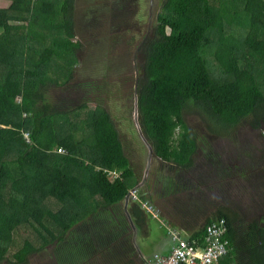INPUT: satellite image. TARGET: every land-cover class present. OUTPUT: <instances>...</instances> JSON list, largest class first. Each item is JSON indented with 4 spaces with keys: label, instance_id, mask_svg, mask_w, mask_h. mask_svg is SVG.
I'll list each match as a JSON object with an SVG mask.
<instances>
[{
    "label": "trees",
    "instance_id": "obj_1",
    "mask_svg": "<svg viewBox=\"0 0 264 264\" xmlns=\"http://www.w3.org/2000/svg\"><path fill=\"white\" fill-rule=\"evenodd\" d=\"M76 2L12 0L0 9V264H28L48 249L54 264H142L124 215L112 231L100 211L84 229H74L83 212L100 206L99 198L101 207L121 200L139 176L104 106L109 92L93 100L73 84L83 50ZM153 19L134 47L123 101L134 98L136 87L138 122L155 157L170 164L168 172L187 176L196 170V155L221 157L227 148H219L220 140L236 139L243 126L264 135V0H162ZM67 88L71 93L57 99L55 92ZM192 110L202 118L201 134L186 123ZM131 136L145 149L136 131ZM60 147L64 154L55 152ZM248 149L236 155L244 160ZM217 161L214 174L222 177ZM111 169L118 172L114 182ZM204 175L196 174V181ZM173 180L156 199L181 217L198 212L200 203L192 211L181 198L191 184L174 188ZM164 181L160 175L155 183ZM236 182L212 189L205 228L224 220L228 229L229 252L218 264H264V182L239 190ZM134 206V215L143 217ZM75 215L82 217L74 222Z\"/></svg>",
    "mask_w": 264,
    "mask_h": 264
},
{
    "label": "rangeland",
    "instance_id": "obj_2",
    "mask_svg": "<svg viewBox=\"0 0 264 264\" xmlns=\"http://www.w3.org/2000/svg\"><path fill=\"white\" fill-rule=\"evenodd\" d=\"M114 2L115 0H78L76 17L78 37L76 40L83 44V50L80 54V63L75 68L73 84L76 87H79L77 84H81L79 94L92 95V99L96 98L98 101L105 96L106 91L109 92L104 106L115 125L122 131V135L126 139L125 143L129 148L126 150L129 161L141 175L142 157L145 149H141V145L137 144L131 136L136 131L132 121L133 99L126 102L125 105L123 98L126 94L124 92L129 88V84L124 85L122 82L123 79L133 74V72H129V66L133 65L134 47L147 29L149 20L151 28L153 18L160 10L162 0H125L119 1L117 6L114 5ZM138 11L143 13L140 14ZM115 14L121 16L113 17ZM55 93L59 99L62 93L63 96L70 94L71 88L58 90ZM93 106L94 104H90L91 108ZM124 106H130V111L129 107L124 108ZM185 118L192 131L198 132V134L203 132L202 118L196 116L193 110L186 113ZM218 145L219 148H227V152L221 153V157L209 158L207 163L203 158L198 157L196 160L197 174L204 173L205 179L199 183L192 178L194 184L192 191L181 195L183 201L187 199L188 207L192 211H194L193 206L198 203L207 206L208 209L213 208L210 191L218 188L226 190L225 188L234 186V177L237 178L236 187L238 190L240 187L244 188L245 185L255 186L257 183L264 182V155L261 154V147L264 148V135L260 134L259 130L243 126L238 131L236 139H221ZM245 147H249L250 152L244 153L246 168L243 170L241 169L242 158L236 154ZM217 159H222L220 167L224 173L222 177H216L217 174H214L219 168ZM235 164L238 165V168L234 167ZM227 171H230L232 175L228 176ZM148 182H150L151 190L148 194L160 210L155 194L162 189L159 185L152 183V175L149 176ZM220 204L224 203L220 202ZM263 214L264 212L260 215ZM49 256H52L49 249L34 254L28 264H54ZM134 264L141 263L136 261Z\"/></svg>",
    "mask_w": 264,
    "mask_h": 264
},
{
    "label": "crops",
    "instance_id": "obj_3",
    "mask_svg": "<svg viewBox=\"0 0 264 264\" xmlns=\"http://www.w3.org/2000/svg\"><path fill=\"white\" fill-rule=\"evenodd\" d=\"M11 5H12V0H0V9H8ZM78 6H79V3L77 0L76 11H75V24L76 25H77L76 17H77ZM145 154L146 153H144L142 157L143 158V169L145 167V162H144ZM198 157L199 156L197 155L195 156L196 160ZM130 165L132 166L131 162H130ZM169 168H170L169 163H166L154 157L151 162V166L148 172L146 182L143 185H141V188L136 190L137 199L133 200L129 197V193L131 189H133L135 186L132 188H129L127 190V193L121 198V200L114 201L112 202V204L106 205L104 207H101L102 201L99 198L97 200V203L100 206L95 211L90 213V215L88 216H86V212H83L82 215H84V218L80 219V221L75 226L73 225L74 229H79L80 227H82V225L84 226L85 224V226L82 228L84 229L88 225L89 222L94 220V218L97 215H99L100 218L103 219L102 221L104 222V224L108 225L107 229L111 231L114 230V224L118 221V217L119 216L123 217V215L127 218L128 224L131 227L130 222L128 220V216H129L135 228L137 226L135 240L144 257V258L142 257V259H145V258L149 259L150 256H152L155 253H158L161 255H167L172 246V237L170 235L171 232H176L180 238L187 239V240L190 238L194 239V237L198 234L202 235L205 229V220L207 216L213 211V208L208 209L207 206L203 205V206H200V209L198 212H195L194 214L189 215V216L181 217L178 215V212L176 213L168 203L160 202L157 199V203L160 206V210H159L158 206H156L152 200H151L152 202L150 203L148 201H144L141 199V195L147 198L148 196H150L148 194L149 192H151L150 182H148L150 175L153 176L152 183L154 185H156L155 180L159 178L160 175L166 176L167 183H165L164 181L162 183V187L160 186L162 190H165V188L168 187V184L170 182L168 180L173 177L174 180L172 181V183H173L174 188L176 185H179V182L181 183L187 182L186 186L191 184V187L188 188L189 189L188 191L189 192L192 191L193 186H194L192 178L196 180L195 175L197 174L198 171L195 170L192 173L188 172L187 176H184V173L177 172L174 174V171L168 172ZM143 169L141 170V175L139 171L136 169V171L139 173L137 185L141 184L142 182ZM97 170H99V168H97ZM111 170H108V173ZM164 171H167V173H164ZM181 176H182V180H181ZM180 192L181 194L185 195L183 190H181ZM210 192H213V190H211ZM126 196H127V199H125ZM134 205H137L140 208V210L143 213V217L137 218L134 215L132 211L134 210V207H135ZM144 205L153 206L157 212L156 215L154 216L152 213H150ZM138 207L136 209H138ZM202 209L205 210V213H202L201 211ZM98 211H100V213L94 216V214H96ZM79 217H82V216L75 215L74 217H72V220H74L75 222V219ZM199 231H202V232H199ZM89 237L92 238V235L90 233H89ZM131 237H132V233H131ZM131 243L133 246L132 247L133 250L139 256V259L141 261L142 259L139 253L137 252L136 248L134 247L132 239H131Z\"/></svg>",
    "mask_w": 264,
    "mask_h": 264
},
{
    "label": "built area",
    "instance_id": "obj_4",
    "mask_svg": "<svg viewBox=\"0 0 264 264\" xmlns=\"http://www.w3.org/2000/svg\"><path fill=\"white\" fill-rule=\"evenodd\" d=\"M59 154H64L63 148L56 150ZM113 176H118L116 171L109 172ZM132 197L136 198L135 192ZM146 209L156 215V210L151 205H144ZM227 227L222 222H213L205 228L203 239L180 238L176 232H171L172 246L167 255L153 254L144 264H218L229 252L228 241L225 238Z\"/></svg>",
    "mask_w": 264,
    "mask_h": 264
},
{
    "label": "water",
    "instance_id": "obj_5",
    "mask_svg": "<svg viewBox=\"0 0 264 264\" xmlns=\"http://www.w3.org/2000/svg\"><path fill=\"white\" fill-rule=\"evenodd\" d=\"M148 26V30L147 32L150 31V21L149 23L147 24ZM134 57H135V54H134ZM135 63V62H134ZM138 77V73L137 71H135V78ZM132 121H133V124L135 126V129H136V132H137V135H138V138L140 139V141L142 142V144L144 145L145 147V150H146V154H145V157H144V162H145V167L143 169V178H142V182L141 184L139 185H136L132 190H135V189H139L141 188V185H143L145 182H146V179H147V176H148V172H149V169H150V166H151V162L153 160V158L155 157L154 153H153V150H152V147L150 146V144L148 143V141L146 140L141 128H140V125H139V122H138V107H137V93H136V87H134V98H133V116H132ZM127 199V196L126 198ZM128 220L130 222V225H131V229H132V242L134 244V247L136 248L137 252L139 253V255L141 257H143L142 255V252L136 242V228L134 226V224L132 223L131 219L129 218L128 216ZM144 258V257H143Z\"/></svg>",
    "mask_w": 264,
    "mask_h": 264
},
{
    "label": "clouds",
    "instance_id": "obj_6",
    "mask_svg": "<svg viewBox=\"0 0 264 264\" xmlns=\"http://www.w3.org/2000/svg\"><path fill=\"white\" fill-rule=\"evenodd\" d=\"M149 21H150V20H149ZM148 23H149V22H148ZM148 23H147V24H148ZM147 30H148V26H147ZM134 73H135V72H134ZM132 106H133V105H132ZM60 148H61V147H60ZM57 149H58V148L55 149V152H56ZM109 172H110V171H109ZM108 175H109L110 178H111L110 182H114L115 179L117 178L116 176H113V175H111L110 173H108ZM136 190H137V189H135V190H132V189H131V191H130V193H129V197H130L131 199H133V200H135V199L132 197V192L134 191V192H135V195H136ZM136 198H137V195H136ZM131 239H132V237H131ZM140 257H141V256H140ZM150 257H151V256H150ZM141 259H142V257H141ZM146 260H148V258H147V259H146V258H145V259H142V260H141L142 264H144Z\"/></svg>",
    "mask_w": 264,
    "mask_h": 264
},
{
    "label": "flooded vegetation",
    "instance_id": "obj_7",
    "mask_svg": "<svg viewBox=\"0 0 264 264\" xmlns=\"http://www.w3.org/2000/svg\"><path fill=\"white\" fill-rule=\"evenodd\" d=\"M119 1H125V0H115L114 5L115 6L119 5ZM148 5H149V3L147 4V7H148ZM242 166H244V160H242ZM217 198L218 199H223L224 198V193H217Z\"/></svg>",
    "mask_w": 264,
    "mask_h": 264
}]
</instances>
